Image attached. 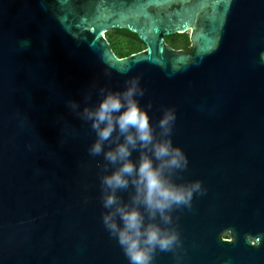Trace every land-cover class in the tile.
<instances>
[{
  "label": "water",
  "instance_id": "95a60500",
  "mask_svg": "<svg viewBox=\"0 0 264 264\" xmlns=\"http://www.w3.org/2000/svg\"><path fill=\"white\" fill-rule=\"evenodd\" d=\"M113 30L144 49L117 58ZM184 33L188 52L163 41ZM261 53L264 0H0V264H129L102 223L95 132L68 101L95 106L132 78L154 128L175 112L176 183L205 190L172 213L182 246L153 264H264Z\"/></svg>",
  "mask_w": 264,
  "mask_h": 264
},
{
  "label": "clouds",
  "instance_id": "9594fccd",
  "mask_svg": "<svg viewBox=\"0 0 264 264\" xmlns=\"http://www.w3.org/2000/svg\"><path fill=\"white\" fill-rule=\"evenodd\" d=\"M260 59L264 62V53ZM97 91L102 97L97 105L80 110L76 101L69 100L68 106L80 119L91 122L96 140L89 154L102 155L105 161L97 164L102 173L100 199L107 210L102 223L129 264H153L158 250L174 253L182 246L172 213L191 209L194 194L203 195L205 190L200 181L176 183L188 159L170 139L176 121L173 109H164L154 128L148 115L151 103L147 110L140 106L145 90L138 78L126 80L123 91ZM91 98L88 94L85 101ZM134 151L139 153L135 162ZM125 191L129 192L127 202L117 194Z\"/></svg>",
  "mask_w": 264,
  "mask_h": 264
},
{
  "label": "trees",
  "instance_id": "16d2710c",
  "mask_svg": "<svg viewBox=\"0 0 264 264\" xmlns=\"http://www.w3.org/2000/svg\"><path fill=\"white\" fill-rule=\"evenodd\" d=\"M111 51L117 58H123L130 54L139 52L144 49L142 43L135 37L124 30H113L104 35ZM164 43L172 49L189 51L187 34L173 35L163 38Z\"/></svg>",
  "mask_w": 264,
  "mask_h": 264
}]
</instances>
